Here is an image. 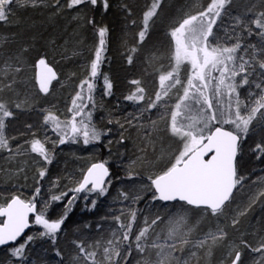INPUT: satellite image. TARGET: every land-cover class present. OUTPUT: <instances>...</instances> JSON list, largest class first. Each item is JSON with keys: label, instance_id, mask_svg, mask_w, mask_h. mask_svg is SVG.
Masks as SVG:
<instances>
[{"label": "snow or ice", "instance_id": "1", "mask_svg": "<svg viewBox=\"0 0 264 264\" xmlns=\"http://www.w3.org/2000/svg\"><path fill=\"white\" fill-rule=\"evenodd\" d=\"M41 2L42 0H0V22H9L14 15V6L37 7ZM160 2L161 0H153L151 7L143 13V26L137 34L138 39L131 48V53H137L145 43L150 22L157 15ZM101 4L105 11L109 8L108 0H66L65 7L74 9L91 5L96 8ZM232 4L233 0H208L207 6L203 7L200 0H196L193 7L202 10L186 14L178 24L170 28L169 70H164V65L157 69L159 87L154 98L148 96L144 82L139 79L130 81L135 86L134 91L124 97L137 105L143 102V106L138 109V115H130L126 120L129 125H132L133 120L139 121L144 113L159 109L158 119L149 118L152 130L157 131L158 121L165 122L168 136L175 138L181 145L177 153L169 155L165 167L147 176L149 183L143 186L152 193V201L164 202L165 206L168 202L180 203V210L169 214L166 219L159 212L152 217L145 216L142 225L137 229L139 210L124 207L116 214L109 209L114 226L109 227L104 235L95 240H73L72 243L78 251L73 255L71 264H127L134 252L140 256L136 264H192L193 259L199 264L200 250H204L205 255L211 257L213 248L225 240L227 233L224 228L217 225L215 229L209 227L207 231H203L201 223L204 217L218 218L224 215L225 208L233 199L234 190L244 179L237 172V158L242 141L257 126L264 131V0H260L261 10L256 11L257 5L252 4L244 16L232 17ZM52 7L57 12L61 11L60 0H55ZM248 13H252L253 18L247 19ZM225 18L231 23L226 25ZM88 23L94 25L95 22L89 19ZM216 29H221L223 35L218 34ZM107 33V27L97 29L98 45L87 66L88 76L80 81L78 91L72 98V106L68 109L72 114L71 118L61 120L52 111L43 114L42 125L46 130L51 129L58 137V140L51 141L54 147L66 143L82 142L84 146L96 144L111 132V129L97 127L93 119L96 109L94 92L96 81L102 75L100 69ZM244 33L248 37H259V43H245ZM27 52V47L21 49L20 53L9 56L0 67V76L7 81H0V93L7 89L16 97L12 100L0 99V151L9 152L13 158L24 155L27 149L22 144L12 148L11 141L17 137L7 134L8 121L15 118L14 109L24 112L35 107L22 77L24 54ZM160 58L155 52L151 54V60ZM127 62L129 65L133 64L132 54L127 55ZM36 67L44 69L37 73L36 82L40 92L47 94L49 86L57 79V73L44 57L37 60ZM185 72L186 78L183 76ZM103 80L104 95L110 96L112 82L106 74L103 75ZM253 85L258 91L249 90L247 97H242L240 90L245 86L251 89ZM176 89L180 91L173 96ZM113 122L111 118L108 119V124ZM115 123L120 122L116 120ZM225 125L232 127L226 129ZM26 127L31 129L32 125ZM120 127L123 128L124 125L120 124ZM148 135L151 136V133ZM123 142L121 134L119 143ZM25 143L29 144L31 153H36L46 163L52 162L49 150L44 142L35 138V134L30 142ZM152 148L155 153V141H152ZM142 151L145 155L138 159L151 163L146 149ZM252 151L259 154L257 159L264 156V140L255 143ZM164 156L165 150L161 147L156 161L163 160ZM106 164L107 161L92 163L75 187L59 194L50 192L42 205L39 201L42 189L39 186L29 199L22 198L16 192L10 193V198L0 204V217L5 218L0 221V246L17 242L29 227L30 214L34 216L35 225L42 230L38 237L28 235L23 243L11 247L9 252L14 260L10 259L8 264H21L27 259L26 248L37 238H46L55 246L80 194H84L85 201L91 196L106 195L107 185L111 184L110 179L105 180L110 175ZM18 171L23 172L24 169L20 168ZM38 176L43 180L46 169H39ZM133 176L134 172L130 170L128 178L132 179ZM40 180H37L38 185ZM52 187H58V181H54ZM69 192L73 193L71 197ZM119 196L122 198L121 203L130 200L133 205L142 199L138 192L121 191ZM66 197L69 198L63 211L57 212V218H52L54 205L64 201ZM260 197H264V191L258 193L252 203ZM90 203L94 208L97 199H91ZM192 209L203 213L195 223L191 220ZM247 211L245 208L238 212V216L246 215ZM238 223V218L232 220L234 227ZM160 225L163 227H159ZM101 228L98 224L97 230ZM240 244L251 252L260 254L261 258L255 264H264V238H261L257 247L243 239ZM230 249L227 255L231 257L234 253L230 264H243L239 245H230ZM55 254L58 257L62 255L59 250Z\"/></svg>", "mask_w": 264, "mask_h": 264}, {"label": "rangeland", "instance_id": "2", "mask_svg": "<svg viewBox=\"0 0 264 264\" xmlns=\"http://www.w3.org/2000/svg\"><path fill=\"white\" fill-rule=\"evenodd\" d=\"M174 1L177 2L178 0H161L160 7L157 9V15L153 18V22H150L151 33L146 38L145 43L140 49V53H142V49L147 48V44H151L150 46H148L151 48V46L153 45L152 41L158 38L162 39L163 36L166 40L165 52L168 55H166L165 60L161 62V64L157 67L160 68L161 65H164V70H169L170 64V61L168 59L171 48V38L168 35L170 28L178 24V22H180L183 19L182 17H185L186 14H194L195 11L202 10L193 7L196 0H191L190 2H188L189 0H185L186 3L181 5L182 7H184L182 9V13L173 15L172 18L169 20L166 17L169 16L170 11L172 10V5L175 4ZM234 1L236 2V0H233V3ZM54 2L55 0H42L40 5L37 7L16 8L14 6V15L10 17L9 22H3L2 24H0L1 34L4 33V31L10 33L13 32L17 28L14 22L17 23V18H20L23 15H27L28 18L32 21L38 19L39 17H42L43 15H47L49 23L50 21L57 19L59 20V22H61V25L56 30V35H54V37L48 44L43 45L41 43L38 53L35 51L32 53V51L30 52V49H28V52L24 54V72H29L31 70V67L35 66L37 60L41 57H44L49 65L57 68V79L52 82L49 88V92L47 94L40 92L39 85L36 80L34 81V84H29L26 80L27 92L31 95L32 102L34 103L35 107L31 110L24 112L14 109V111H16V116L15 118L8 121L7 128V134L9 136L17 137L16 140L11 141L12 148L15 149L17 144H22L24 146V149H27L24 155H16L19 156L18 158H20L21 161V165L16 167V171L20 168H23L24 171H14L13 174H7V177L10 175L13 176L12 180H6L7 178H5L4 183L9 186H0V192H2L4 188L10 189L8 191L14 189L16 192H20L28 198H31L33 193L35 192V188L39 186L42 189V195L39 198L40 204L42 205L44 200L47 199V197L49 196L50 192H55L56 194H59V192L61 191H68L70 188L76 186L77 183L80 181L85 168L102 156L104 160L107 161V164H114L115 167H117L115 169L116 174L114 177V182L110 185H107V188L112 187L114 185V192L116 193V187L121 188L124 184L127 187L128 191L130 190L132 193L138 192L142 197L141 200L147 199V205L152 208L150 209V211L153 214L157 212H165L166 219L169 214L180 210V205L175 204L176 206H173V208H165L161 210L158 208V205L154 203V201H152V193L149 192L145 187H143L144 185L148 184V181L144 182L143 180L140 181L139 179L140 171H142V169L136 170L137 161L139 162L142 160L138 159V157H143V154H145V152L142 151L143 149H139L138 145L136 147L133 145L132 142H128V140L125 139L124 134V130H127V123L122 122V120H127L128 118H130V115H138V109L139 107L143 106V102L140 105H137L131 101L125 100L127 103H129V107L120 106L119 113L117 115L115 113H112V111L107 110V107L110 105L108 103L109 99H107L108 96L104 95L103 75L106 74L108 76V71L105 68V64L108 65L109 71H111L112 74H116V71L118 70L117 54L119 49L116 50V45L119 44L118 42L116 43L115 41L112 47L113 49H111L110 53L107 55V60L105 58V51L102 53L103 61L100 69L102 75H100L96 81L97 86L94 92V99L96 103V109L93 113L94 122L96 123L97 127L101 129H111V132L107 136L102 137L99 143L88 146H84L81 142L77 144L66 143L54 147L51 143V141L53 140H58V137L54 132L51 131V129L46 130L45 127L42 125L43 114L46 111H52L56 115H58L61 120H67L71 118L72 114L68 111V109L72 106V98L78 91L77 86L80 84V81L83 80L86 76H88L87 66L93 58L94 50L98 45L99 41L97 29L99 27H106V21H104L101 17L107 13V10H104L102 4L98 5L96 8H92L91 5H82L74 9H67L65 7L66 0H60L62 10L57 12V9L52 7ZM137 2V8L141 7L142 11H146L148 10V8L151 7L153 0H138ZM200 2L203 7H206L208 0H200ZM252 4L257 5L256 11L260 10V0H246L243 5L244 9H242L243 13L242 10H237L235 6L232 7V4V17H235L237 15L244 16V14L247 12L248 8L251 7ZM98 8L99 12H97V14L99 13L100 16L96 17L95 13ZM233 8L235 9L233 10ZM113 11L114 8H112V16L115 13ZM108 14L110 15V11L105 16L107 20H109L110 18ZM246 18H253L252 13H248ZM89 19L94 20V25L88 23ZM113 19H115L116 21L118 20L117 17H111V20ZM224 23L227 25L231 23V21L227 19ZM135 28L136 26L134 27V32L136 33L137 30ZM216 31L218 32V34L223 35L221 29H216ZM243 35L245 43H259V37L257 36L253 35L251 37H248L246 33H244ZM12 37L13 36H11V34L8 37H0V44H2V47H0V56L1 53H3L1 50L4 48V45H6V50L3 53V58H0V67H2L8 57L11 56V53H8L7 50L11 52L8 45H10L11 47L13 42ZM16 47L17 45H15V48ZM20 51L21 49L18 46L15 53L18 54L20 53ZM160 61L161 59L159 60V62ZM157 67L148 70V74L152 75L151 79L153 85H155V88L153 89V87H148V85H145L147 88L148 96H151L152 98H154L155 91L159 87V73L157 72ZM183 76L184 78H186V72L183 73ZM113 78L114 77H112V79ZM0 81L7 82L3 76H0ZM134 87L135 86L133 85L130 86L129 94L131 91H134ZM249 90L258 91L255 90L254 85L251 89H249L248 86H245L240 90L242 97H247ZM178 91L180 90H174L172 95L175 96ZM2 93H0V99H4L3 95H1ZM12 96L16 99L13 93ZM159 114L160 110L154 109L150 113H144V116L139 121L133 120L132 123L135 129L139 132L138 134H141L140 139L145 140V138L149 136L148 133H151V136L149 137H154V139H163L168 145H170V152L168 155L165 156L167 160L169 155L178 152L181 145L178 143V141L175 140V138L168 136L165 130V122L158 121L157 131L152 130V125L150 123L149 118L153 120L158 119ZM110 118L114 121L112 124H108V119ZM116 120H119L120 123H115ZM29 124L32 125L31 129L26 127V125ZM120 124H123L124 127L121 128ZM225 126L232 127L230 125ZM146 131L147 133L145 134ZM21 133H23V135H21ZM263 133L264 131H262L259 126H257L255 130L249 134L248 138L242 141L240 154H242L244 158L246 156H252L254 159H257L256 156L259 154L254 153L252 151V148L254 147L255 143L264 140V137L262 138ZM33 134H35V138L40 139L42 142H44L45 147L49 150L52 156V159L54 155L61 156L62 160L60 164L62 165H60L59 171L51 170L50 173L48 170L54 160L49 164L42 160L41 157L38 156L36 153H31L30 146L29 144H26L25 141L30 142L33 139ZM121 134L123 135L124 140L128 142L127 144L125 142L119 143ZM46 137L48 138L47 140ZM109 141H111V144H109ZM147 150L151 152L153 149L150 146V148H148ZM151 154L153 155V153ZM0 157L8 159L9 157H11V154L7 151H0ZM166 160L163 161V163L161 164L162 167H165V165L168 163V161ZM133 161H135V164H133ZM242 161H244V159ZM1 162L3 163V160ZM3 167H5V165H0V169H3ZM41 168L46 169V176L43 180H40L38 176V170ZM130 170L134 172V176L132 179L128 178V173ZM62 172V178L64 177L63 181H61L62 178H59V180H52V174L59 176L62 175ZM262 175L263 182H261V180H258L257 178L254 179L255 176H250V174L247 173L245 170H241L239 176L244 177V179L242 180L241 184L238 185V190L236 191V195L234 196L236 197V199L232 203H230V205H228L229 207L225 210L224 215L218 217L219 219H216L214 222H212V224H206V226L202 228L203 231H207L209 227L215 229L217 225H219L220 227L224 228L227 233V227L233 226L232 220L234 218H238L240 224L244 222L246 217L249 216L248 213H250V211L264 206V197H260L259 199H256L255 203H252V200L256 198L258 193L264 191V173ZM67 178H70V180H66ZM37 180H40L39 185L37 184ZM54 181H58V187H52ZM83 196L84 194H80L81 201H85L83 199ZM3 197H5V195ZM91 199H96V196H91L88 201L90 202ZM66 201L67 200L65 198L64 201L54 205L51 214L52 218H57V212L63 211V206L64 204H66ZM250 204L251 207H249ZM119 205L120 206L116 210V213L119 209L124 207H131V205L133 204H131V201L129 200L126 202V204L120 203ZM245 208L248 209L247 214L244 216H238V212L243 211ZM107 213L108 216L112 215V213L109 212V209ZM190 215L194 218V221H192V223H195L198 219L203 216V213L200 211L198 212L191 210ZM159 227H163V225H160ZM34 228V233L31 235L38 237V233L42 229L40 228V226L35 225V223ZM227 237L228 235L226 236L222 244H220L218 247L213 248V251H221L219 254V258L217 255H215L214 257H207L205 255V251L200 250L199 257L201 255V252L203 253L201 255L200 260H202L206 264H221L222 261L224 262V264H230L231 259L234 258V253L231 257L227 255L228 252L231 250V244L225 242L227 241ZM223 245L224 247H227V250L225 252V248L223 249ZM257 246H259V243ZM253 254L257 261V258L260 257V254ZM6 257L8 258L7 262L0 264H8V261L10 259H13L10 256L9 251L6 253L5 258ZM192 263H196V260L193 259Z\"/></svg>", "mask_w": 264, "mask_h": 264}, {"label": "trees", "instance_id": "3", "mask_svg": "<svg viewBox=\"0 0 264 264\" xmlns=\"http://www.w3.org/2000/svg\"><path fill=\"white\" fill-rule=\"evenodd\" d=\"M111 3L109 4V8L107 9V13L110 11V17L109 20L106 19V15H103L101 18H103L104 21H106V27L108 29V33L106 36V47H105V55L107 60V55L110 53V50L113 49V45L116 41L119 44L116 45V50H118L117 54V60H118V70L116 71V74L110 73L109 79L112 82V94L107 97L109 99V105L107 107V110L112 111V113H115L116 115L119 113V107L127 106L129 107V103H127L124 99L127 93H125V90L128 89V87L131 86L130 81L133 79H139L144 82L143 86L148 85L155 88V85L152 83V75L148 74V70L151 68H156L158 65L161 64L165 60L166 55V40L162 36L161 38H158L154 41H152L151 48L148 47L151 44H147V48L142 49L141 55L137 56L134 55V62L132 65H129L127 60V53L130 52L131 43L134 41V33L133 30V24L130 25V16L128 13H131V11L137 12L141 9V7H138V0H115L113 3L112 0H109ZM141 1V0H139ZM187 1V0H186ZM189 0L188 2H190ZM246 0H236L234 1L232 7H236L237 10H242L244 3ZM137 3V4H136ZM175 4L172 5V10L169 13V16L166 17L169 20L172 18L175 14H181L182 7L181 5L186 3L185 0H178L177 2L174 1ZM205 3V2H204ZM136 4V5H135ZM177 4V5H176ZM188 5V4H186ZM231 7V8H232ZM112 8H114L115 12L112 16ZM235 8H233L234 10ZM261 10V9H260ZM239 12V11H238ZM243 13V10H242ZM184 15V14H183ZM111 17H117V21L115 19L111 20ZM184 18V16L182 17ZM100 19V18H99ZM228 18H225V21ZM224 21V22H225ZM3 22H0L2 24ZM16 25V29L13 32H5L0 34V37H8L10 34L13 36L12 38V45L10 49L11 56L15 55L16 49L19 48L23 49L27 47L30 49V52L32 53L39 52L41 43L43 45L48 44L54 35H56L57 28L61 25V22L59 20H53L50 21L47 15H43L42 17H39L38 19H35L34 21L30 20L27 15H23L22 17L17 18V23L14 22ZM49 26H48V25ZM143 26V25H142ZM137 29V32L140 31V29ZM151 29V27H150ZM148 36L150 35V30ZM147 36V37H148ZM131 38V40H130ZM133 38V39H132ZM133 40V41H132ZM15 45L17 47L15 48ZM21 46V47H20ZM146 47V46H145ZM2 51V50H1ZM155 52L157 56L161 57L157 60H151V54ZM0 58H3V54H1ZM126 59V60H125ZM151 61V62H150ZM159 69V67H157ZM29 72L22 73V76L27 75ZM151 73V72H150ZM114 75V76H112ZM112 77H114L112 79ZM154 80V79H153ZM149 82V83H148ZM146 87V86H145ZM147 89V88H146ZM120 115V114H119ZM121 116V115H120ZM126 119H123V122ZM127 123V122H126ZM229 129L231 127L224 126ZM126 129L124 130L125 139L128 140V142H132L134 146L139 149H146V154L148 157V160L151 163H145L143 160L137 161L136 164V170H141L139 179L140 181H148L147 176L150 174H153L155 172H159L163 167L162 163L166 160L165 156L169 154L170 152V145H168L165 140L163 139H154V137H147L145 140L140 139L141 134H138L139 132L135 129V127L132 125H129L127 123ZM147 131L145 132V134ZM264 137V133L262 135V138ZM152 141H155L156 144V151L155 153L153 150L150 152L147 149L152 147ZM124 142L127 144L126 140ZM161 147L165 150V156L164 159L156 162V157L160 155V149ZM153 149V148H152ZM153 153V155L151 154ZM241 153V152H240ZM238 155L237 158V172L238 176L241 170H245L247 173L250 174V176L258 177L259 175H262L264 173V156H262L260 159H254L252 156H242V154ZM145 155V154H143ZM61 157V156H59ZM244 159V161H242ZM62 160V158H61ZM95 161H102L105 162L104 158L101 156ZM168 161V159L166 160ZM110 169V177L111 183L114 182L115 177V167L114 164H107ZM156 165V167H155ZM68 172V171H67ZM8 174V170L6 167H3V169H0V186L2 187H8L9 185H6L4 183V179L6 180H12V175L6 176ZM142 174V175H141ZM258 174V175H257ZM9 175V174H8ZM63 175V172H62ZM149 183V182H148ZM114 186V185H113ZM108 187V191L104 197H96L97 204L94 208H92L91 203L89 201H81L80 197L77 199V201L72 206V211L69 213V218L66 221V224L63 226L61 233L59 234L58 241L56 245H52L51 241L47 240L46 238L40 239L37 238L33 242H31L28 247L26 248V256L27 259L21 262V264H61V261H63V264H71L73 255L78 251L75 248V245L72 243L73 240H85V242H89L92 240H95L99 238L100 236L104 235L109 227L114 226L113 221L111 220V216H108V209H112L113 212L116 213V210L120 206V201L122 198L119 196V193L121 191L132 193L130 190L128 191L127 187L123 184L121 188L116 187V193L114 192V187ZM10 189H3L2 192H0V204H3L6 199L10 198V193L16 192L14 189H11V191H8ZM238 190V186L236 191ZM236 191L234 193V196L236 195ZM17 194H21L22 198L29 199L27 196L23 195L20 192H16ZM5 195V197H3ZM233 196V199L230 203H232L236 197ZM115 197V198H114ZM67 198V197H66ZM113 202V203H112ZM127 201L123 202L122 204H126ZM147 199H143L137 204L131 205L132 208H135L139 210V216L138 221L136 224V228L138 229L144 220L145 216L152 217L154 214L150 211V208L147 205ZM158 205L159 209H165V208H173V206H176L175 204L180 205V203H167L166 206L163 202L160 201H154ZM230 203L228 205H230ZM227 206L225 210L228 208ZM264 206H261L262 208ZM258 209H253L248 213V217L244 220V222L236 225L235 227H227V243H230L232 245H239L240 250L242 251V261L243 264H255L256 258L253 256V252L250 251L248 248H244L243 245L240 244V241L243 239L244 241H247L248 244L252 245L253 247H256L261 240V238H264V211ZM91 209V210H89ZM193 211H200L198 209H192ZM201 212V211H200ZM118 214V212L116 213ZM162 216L166 217L165 212L160 213ZM106 217V218H105ZM216 219L215 217H204L201 228L205 227L206 224L210 225L212 222H214ZM127 220V218H126ZM191 220L194 221L193 216H191ZM101 225L102 228L98 231L97 225ZM87 226V227H86ZM230 228V231H229ZM158 230V228H157ZM34 229L32 228L30 230V234H33ZM27 238V237H26ZM22 239L16 244L23 243L24 240ZM15 245H11L8 247H4L0 249V263L7 262L8 258L6 256V253L9 251V249ZM59 250L61 252V256H56V251ZM217 250V249H216ZM227 249L224 250V252ZM221 251H213V257L215 255L218 256ZM203 253L201 252V255ZM177 255H180V253H177ZM184 255H187L185 253ZM200 255V259H201ZM222 257V255H221ZM220 257V258H221ZM261 257L257 258V261L260 260ZM140 259V256L136 254L135 252L132 254V256L129 257V260L127 264H136V261ZM11 260H14L11 259ZM123 264V262H122ZM196 264V263H192ZM199 264H206L202 260H199Z\"/></svg>", "mask_w": 264, "mask_h": 264}, {"label": "bare ground", "instance_id": "4", "mask_svg": "<svg viewBox=\"0 0 264 264\" xmlns=\"http://www.w3.org/2000/svg\"><path fill=\"white\" fill-rule=\"evenodd\" d=\"M108 2H109V4L111 3L109 0H108ZM112 2L114 3L115 2V0H112ZM97 12H99V8H98V10L96 11V13H95V15H96V17H99L100 16V14L98 13L97 14ZM145 11H142L141 9L139 10V11H137V12H134V11H131V13H128L129 14V16H130V25H132L133 23H132V21H135L136 23L135 24H133V28L136 26V30L138 29V28H140L141 26H142V18H143V13H144ZM133 32H134V30H133ZM138 32H136V33H134V41H133V43H131L132 45H131V48L133 47V46H135L136 45V41H137V39H138ZM13 38V37H12ZM133 39V38H132ZM130 40H131V38H130ZM142 48V46H140V48H139V51L137 52V53H131V51H130V53H127V54H132L133 56L136 54L137 56H139V55H141V53H140V49ZM5 50H6V45H4V48L2 49V52L4 53L5 52ZM7 52L8 53H10L8 50H7ZM3 53H1V54H3ZM50 67H52L51 65H49ZM33 67V68H32ZM31 67V70L29 71V73L27 74V75H24L25 77H23L24 78V80L26 81L27 80V82L29 83V84H34V81L36 80V75H37V73L40 71V68L38 69L37 67H36V64H35V66H32ZM53 69H54V71L55 72H57V68L56 67H52ZM105 68H106V70L108 71V77L110 76V73H111V71H109V67H108V65H106L105 64ZM41 69H43V67H41ZM154 70V69H153ZM129 91H130V87H128V89H126L125 90V93H127V94H129ZM45 94V93H44ZM1 95H3V98L5 99V100H12V99H15V98H13V96H12V93L10 92V91H8L7 89H5V91L1 94ZM121 120V119H120ZM122 122H123V120H122ZM7 155V154H6ZM5 156V155H4ZM3 156V157H4ZM3 157H0V165H5V167L7 168V170H8V174H13V172L14 171H16V167L17 166H20L21 165V161H20V158H18L19 156H15L14 158L11 156V157H9L8 159L6 158H3ZM3 160V163L1 162ZM54 160V161H53ZM52 164H51V166L49 167V172L51 173V170H56V171H59V167H60V165H62V164H60L61 163V157H59V155H54L53 156V159H52ZM14 163H16V164H14ZM89 166V165H88ZM88 166L85 168V170L88 168ZM85 170L83 171V173L85 172ZM16 172H18V170L16 171ZM15 172V173H16ZM65 175H67V174H65ZM62 176L63 175H54V174H52V180H59V178H62ZM82 176H83V174H82ZM258 180H261V182H263V175H259L258 177H256ZM255 178V179H256ZM63 179H64V177L61 179V181H63ZM81 179H82V177H81ZM80 179V180H81ZM66 180H70V178H67ZM75 187V186H74ZM73 195V193H71V192H69V196L71 197ZM68 198V197H67ZM67 198H66V200H67ZM67 202V201H66ZM254 207H258V206H254ZM259 210H263L264 211V207H262V208H260ZM34 217L31 219V223H32V227H31V229L33 228V229H35L34 228ZM239 224V223H238ZM237 224V225H238ZM30 229V230H31ZM30 230L28 231V233L24 236L25 238L29 235V233H30ZM31 235V234H30ZM24 237L22 238V239H24ZM22 239H20L19 241H21ZM18 241V242H19ZM18 242H16V243H18ZM15 243V244H16ZM227 243V242H226ZM15 244H13V245H15ZM230 244V243H229ZM232 245V244H231ZM227 249V247H224V245H223V249Z\"/></svg>", "mask_w": 264, "mask_h": 264}, {"label": "water", "instance_id": "5", "mask_svg": "<svg viewBox=\"0 0 264 264\" xmlns=\"http://www.w3.org/2000/svg\"><path fill=\"white\" fill-rule=\"evenodd\" d=\"M226 128V127H225ZM226 129H229V128H226ZM207 158V157H206ZM99 162H102V161H96V162H93V163H99ZM92 164V163H91ZM91 164L88 166V167H90L91 166ZM106 166L108 167V165L106 164ZM109 168V167H108ZM87 171V169L85 170V172ZM84 172V173H85ZM109 173H110V169H109ZM109 177H110V175H109ZM109 177H106L105 178V180H109ZM82 178H83V176H82ZM235 191H236V189L234 190V193H235ZM164 203V202H163ZM168 203H175V202H168ZM34 216L32 215V214H30L29 215V227L28 228H26L25 229V231H24V233L21 235V237L20 238H18V240H17V242L20 240V239H22L27 233H28V231L31 229V227H32V223H31V219L33 218ZM3 219H5L4 217H0V220L2 221ZM11 245H13V244H9V245H6V246H0V249H2V248H4V247H8V246H11Z\"/></svg>", "mask_w": 264, "mask_h": 264}, {"label": "flooded vegetation", "instance_id": "6", "mask_svg": "<svg viewBox=\"0 0 264 264\" xmlns=\"http://www.w3.org/2000/svg\"><path fill=\"white\" fill-rule=\"evenodd\" d=\"M43 71H44V69H41V68H40V71H39V72H43ZM49 88H50V86H49Z\"/></svg>", "mask_w": 264, "mask_h": 264}]
</instances>
